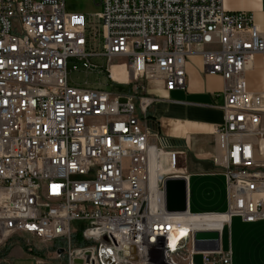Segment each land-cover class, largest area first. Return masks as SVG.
I'll use <instances>...</instances> for the list:
<instances>
[{"label":"built area","instance_id":"2783aa9c","mask_svg":"<svg viewBox=\"0 0 264 264\" xmlns=\"http://www.w3.org/2000/svg\"><path fill=\"white\" fill-rule=\"evenodd\" d=\"M98 6L85 15L64 0H0V262L19 238L33 251L61 243L47 259L67 264H194L196 255L231 264V250L220 249L224 226L264 221V36L223 0ZM191 55L224 83L214 130L225 158L220 214L167 212L159 172L163 158L171 169L182 153L156 145L147 125V85L185 90ZM102 58L109 83L127 93L70 84L69 64L97 71L92 61ZM73 222L85 224L79 242ZM183 225L187 256L178 263L170 242Z\"/></svg>","mask_w":264,"mask_h":264},{"label":"crops","instance_id":"0c3cea01","mask_svg":"<svg viewBox=\"0 0 264 264\" xmlns=\"http://www.w3.org/2000/svg\"><path fill=\"white\" fill-rule=\"evenodd\" d=\"M223 7L228 13L251 14L264 36V0H223ZM186 73L185 90L167 92L161 83L147 85L146 95L154 99L147 111V125L158 136L156 145L182 153L165 175L185 183L188 211L224 213L227 209L225 158L221 141L214 135L215 128L223 123V100L216 96L224 83L221 78L204 73L198 55L187 58ZM220 249L231 250V264H264V221L244 223L232 218L221 233ZM4 255L0 264H62L48 260L46 254L30 253L16 241L9 242ZM194 260V264H201L199 255Z\"/></svg>","mask_w":264,"mask_h":264},{"label":"rangeland","instance_id":"374dc122","mask_svg":"<svg viewBox=\"0 0 264 264\" xmlns=\"http://www.w3.org/2000/svg\"><path fill=\"white\" fill-rule=\"evenodd\" d=\"M65 7L68 12H75V13H81L85 15H93L95 13L100 12V7L98 6L99 0H64ZM98 51H101L100 47L97 48ZM92 63H95L99 70L97 71H85L80 66L78 67L77 71H72L71 64L68 66V76H69V82L71 85L74 86H81V87H87V88H93V89H102L104 91H107L109 93H127L129 91V87L124 86H113L109 83V81L106 78V74L104 72V68L106 67L105 59H99L97 61H92ZM256 72L254 73L251 81H252V87L253 89L257 90L259 89V74H258V62L256 64ZM120 67H114L113 69H118ZM182 96V95H181ZM149 127V126H148ZM85 227V224L83 222H73L71 225L72 230L79 236L82 229ZM12 241H16L23 245V241L19 238H14ZM62 245L61 243H55V245H46L45 247H40L39 250H36L37 253L46 254L48 256V253H51L54 251L55 246ZM50 259H52L54 256L50 255L48 256ZM195 261V260H194ZM62 264H67L66 259L62 260Z\"/></svg>","mask_w":264,"mask_h":264},{"label":"water","instance_id":"95a60500","mask_svg":"<svg viewBox=\"0 0 264 264\" xmlns=\"http://www.w3.org/2000/svg\"><path fill=\"white\" fill-rule=\"evenodd\" d=\"M166 210L171 213H182L186 207V189L182 180L166 179L164 183Z\"/></svg>","mask_w":264,"mask_h":264},{"label":"bare ground","instance_id":"6f19581e","mask_svg":"<svg viewBox=\"0 0 264 264\" xmlns=\"http://www.w3.org/2000/svg\"><path fill=\"white\" fill-rule=\"evenodd\" d=\"M113 72V77L119 76V80H125L124 78V72H123V68H118V69H112ZM164 158H163V164L160 170V174H166L168 171H171V169L169 167L165 166V162H164ZM154 163V161H151V164ZM188 228V226L183 225V227H181L180 229H176L173 233H172V239L170 242V252H169V256H173L174 259L178 262V263H184L186 261V256H187V251H186V239L183 238L181 241H178L179 238L181 236H183V234L185 233V230Z\"/></svg>","mask_w":264,"mask_h":264},{"label":"trees","instance_id":"16d2710c","mask_svg":"<svg viewBox=\"0 0 264 264\" xmlns=\"http://www.w3.org/2000/svg\"><path fill=\"white\" fill-rule=\"evenodd\" d=\"M75 239H76V241H77V242H79V240H80V238H79V236H78V235L76 236V238H75ZM24 248H26V247H24ZM26 250H27L28 252H30V253H33V252H34L33 250H31V249H28V248H26Z\"/></svg>","mask_w":264,"mask_h":264}]
</instances>
